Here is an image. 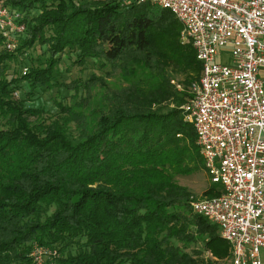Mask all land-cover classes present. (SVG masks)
<instances>
[{"label": "trees", "instance_id": "trees-1", "mask_svg": "<svg viewBox=\"0 0 264 264\" xmlns=\"http://www.w3.org/2000/svg\"><path fill=\"white\" fill-rule=\"evenodd\" d=\"M3 2L26 32L15 51L0 33V264L29 262L34 243L57 247L60 264H225L214 257H229V242L176 180L206 171L182 110L202 64L176 15L136 0ZM37 45L42 56L10 78ZM63 56L107 74L60 82ZM23 83L31 98L57 87L73 99L46 114L19 98ZM221 192L211 182L204 195Z\"/></svg>", "mask_w": 264, "mask_h": 264}, {"label": "built area", "instance_id": "built-area-1", "mask_svg": "<svg viewBox=\"0 0 264 264\" xmlns=\"http://www.w3.org/2000/svg\"><path fill=\"white\" fill-rule=\"evenodd\" d=\"M136 1L170 9L182 42L202 64L182 110L222 192L194 197L193 209L219 227L231 264H264V0ZM24 29L22 14L0 0V33L9 49ZM224 46H231L228 62L218 61ZM60 258L57 247L34 243L22 264H60Z\"/></svg>", "mask_w": 264, "mask_h": 264}, {"label": "rangeland", "instance_id": "rangeland-1", "mask_svg": "<svg viewBox=\"0 0 264 264\" xmlns=\"http://www.w3.org/2000/svg\"><path fill=\"white\" fill-rule=\"evenodd\" d=\"M4 1V0H3ZM83 1V0H81ZM79 0V2H81ZM125 2L127 0H124ZM4 3V2H3ZM6 5V4H4ZM23 22V21H22ZM24 23V22H23ZM25 24V23H24ZM26 32V24L24 32H21L22 34L19 35V40L17 41L16 48L9 49L8 43L6 39L3 38L4 41V47L7 48L8 51H15L22 38L21 36ZM180 36H181V30H180ZM181 40V38H180ZM46 49L44 46L37 45L33 50H31L32 53L27 54L28 56L26 59L21 60L22 64L19 63V60L13 62L12 70L10 71L9 77L13 76V69H23L28 63L32 65L33 59L30 57L33 55L34 57L37 55L42 56L43 51ZM35 51V52H34ZM231 51V46H224L221 48V52H224L225 54H221V56L218 57V61L220 62H228L229 60V52ZM35 54V55H34ZM73 59L66 58V56H63V62L60 64V67L58 68V80L60 82H70L72 80L77 79H85L88 78L92 73H97L101 75L107 74V69H102L100 67V63L97 62L94 59H88V61L83 65L74 64ZM24 70V69H23ZM183 79L182 76H179V78H176V82H181ZM109 82L114 84L115 86L118 84H121V78L119 74H116L114 77L109 79ZM23 87L19 91V98H24L26 100L27 106H35V107H41L45 110L46 114H55L59 111V106L56 103V100H63L62 97H67V101H70V99H73L69 97L71 94V91L67 90L66 88H53V89H36L35 95H33V98L30 97L29 94V87L26 83H23ZM181 89L183 88V85H180ZM105 89L102 88L100 85H95L92 89V94L95 95L96 99L100 98V94L104 92ZM97 94V95H96ZM70 138L76 139L77 131L72 128L69 133ZM177 182H179L182 185L187 186L194 194L195 198H205L204 191L208 189V187L211 184L210 177L205 170H201L195 173L187 174V175H180L176 178ZM209 221V220H208ZM211 222V221H210ZM209 253V252H208ZM231 253V250H230ZM215 260H217L220 263L225 264H231V254L229 257H226L224 259H219L214 257Z\"/></svg>", "mask_w": 264, "mask_h": 264}, {"label": "crops", "instance_id": "crops-1", "mask_svg": "<svg viewBox=\"0 0 264 264\" xmlns=\"http://www.w3.org/2000/svg\"><path fill=\"white\" fill-rule=\"evenodd\" d=\"M262 259L264 261V249L262 250Z\"/></svg>", "mask_w": 264, "mask_h": 264}]
</instances>
